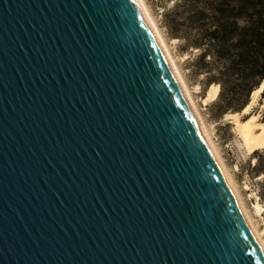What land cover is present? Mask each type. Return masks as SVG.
I'll return each mask as SVG.
<instances>
[{
	"label": "water",
	"instance_id": "95a60500",
	"mask_svg": "<svg viewBox=\"0 0 264 264\" xmlns=\"http://www.w3.org/2000/svg\"><path fill=\"white\" fill-rule=\"evenodd\" d=\"M0 264H264L136 0H0Z\"/></svg>",
	"mask_w": 264,
	"mask_h": 264
},
{
	"label": "trees",
	"instance_id": "16d2710c",
	"mask_svg": "<svg viewBox=\"0 0 264 264\" xmlns=\"http://www.w3.org/2000/svg\"><path fill=\"white\" fill-rule=\"evenodd\" d=\"M174 1L163 14L168 34L190 54L194 73L219 87L220 116L242 112L264 82V0ZM253 159L250 175L264 176V149ZM261 186L264 201V180Z\"/></svg>",
	"mask_w": 264,
	"mask_h": 264
},
{
	"label": "rangeland",
	"instance_id": "374dc122",
	"mask_svg": "<svg viewBox=\"0 0 264 264\" xmlns=\"http://www.w3.org/2000/svg\"><path fill=\"white\" fill-rule=\"evenodd\" d=\"M146 5L150 9L160 32L164 36L166 43L175 58L181 74L192 93L194 101L199 109V112L211 134L212 140L216 145L219 154L229 171L233 182L241 196L249 216L256 224L259 231L263 233L264 238V201L261 199L263 188L261 186L264 176L250 175V161L253 159V154H249L243 144L240 135L237 132L236 123L232 117H226V113L220 116L218 109L215 107V100L204 103V98L207 96L210 85L205 84V77L194 73L190 67V54L185 53L180 49V40L172 38L167 29L163 25V14L175 5L174 0H145ZM197 52V51H196ZM263 90V89H262ZM261 91L250 110V113L242 114L240 120H244L252 115H259L256 123L264 124V97ZM258 130L257 132H261ZM264 149V148H263ZM257 151V150H256ZM257 205L261 209H257Z\"/></svg>",
	"mask_w": 264,
	"mask_h": 264
},
{
	"label": "bare ground",
	"instance_id": "6f19581e",
	"mask_svg": "<svg viewBox=\"0 0 264 264\" xmlns=\"http://www.w3.org/2000/svg\"><path fill=\"white\" fill-rule=\"evenodd\" d=\"M136 2L138 3L144 17L146 18L149 26L151 27L177 81L179 82L184 95L191 107V109L193 110L201 128L202 131L204 132V135L212 149V151L214 152V155L220 165V167L222 168L226 178L228 179L234 193L235 196L249 222V224L251 225L254 233L256 234L260 245L264 251V238H263V233L261 231L258 230L256 224L252 221L251 217L248 214L247 208L241 198V196L238 193V190L233 182V179L229 173V171L227 170L220 154L219 151L216 147V145L214 144L211 134L199 112V109L196 105V102L194 101V98L192 96V93L190 92L189 87L187 86L180 68L175 60V58L172 56V53L166 43V40L164 38V36L162 35V33L160 32V29L158 27V24L156 23L150 9L148 8V6L146 5L145 0H136ZM263 89V90H262ZM219 87L217 85H210L209 91L207 96L204 98V103H208L212 100H215L218 97L219 94ZM261 91H264V82L260 85V87L258 89H256L252 96H251V101L250 103L244 108V110L242 112H237V113H228L226 114V117H232L236 123V128H237V132L240 135L243 144L247 150V152L249 154H253L256 150L259 149H263L264 148V124L262 123H256V120L258 118L259 115H252L249 116L248 118L244 119V120H240V117L242 114H249L251 108L253 107L254 103L257 101L258 96L260 95ZM258 130H262L261 132H257ZM257 209H261L260 205H257Z\"/></svg>",
	"mask_w": 264,
	"mask_h": 264
}]
</instances>
